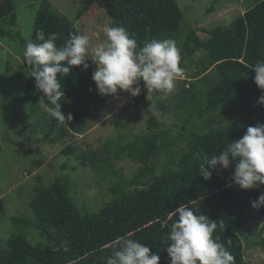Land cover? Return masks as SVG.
I'll return each mask as SVG.
<instances>
[{"label":"trees","instance_id":"16d2710c","mask_svg":"<svg viewBox=\"0 0 264 264\" xmlns=\"http://www.w3.org/2000/svg\"><path fill=\"white\" fill-rule=\"evenodd\" d=\"M251 1L254 4L245 13L227 25L209 30L210 37L203 40L194 29L187 33L181 31L184 11L178 0H89L78 11L76 19L57 13L50 0H41L31 39L22 38L23 52L27 43H39L36 34L41 30L46 38L49 33H56L57 46H63L69 33L81 34L77 20L91 5H96L106 10L113 25L123 26L139 46L152 39L171 38L180 43L185 35L180 67H187L184 60L188 59L195 61L198 69L188 73L190 82L195 81L176 105L175 114L187 116L178 135L149 113L146 131L133 140L121 143L120 135L108 139L110 155L117 159L129 157L140 163L134 177L120 175L121 181L134 186L133 189L110 185L114 193L120 190L118 194L99 211L90 212L84 202L77 203L72 193L74 187L70 188L62 177H56L49 186L36 185L30 202L35 220L12 216L15 232L0 244V264H107L113 253V241L127 233L159 255L160 264H169L166 237L178 218L172 212L180 205L191 207L196 214L218 223L216 234L234 257L233 264H251L245 259L244 238L252 237L257 246L264 248L262 231L254 236L250 224L252 210L264 219V207L255 209L251 203L264 194V185L240 189L231 180L234 165L228 169H212L209 180L198 175L199 164L205 157L219 154L228 143L238 140L234 134L240 120L219 127L214 125L213 112L223 113V105L233 102L240 105L244 115L264 121V104L257 102L262 93L254 83L255 72L249 68L264 59V0ZM8 2L9 6L0 3V20L13 25L17 22L16 6ZM197 51H205L198 60L194 57ZM87 58V70L82 65L75 66L70 73L57 76L64 91L61 111L65 115L71 113L73 120L62 124L46 113L49 127L46 136H54L49 137L52 142L70 133H82L90 116L89 108L96 100L106 99L100 94H83L89 88H96L92 79L95 64L89 54ZM23 61L27 72L26 100L35 113L41 108L38 102L44 94L36 89L24 56ZM212 67H216L217 75L208 74ZM78 98L83 100L82 107L75 109ZM142 110L147 111L144 107ZM196 118L203 125L188 127ZM216 121L221 123V119ZM182 143L185 144L181 146ZM63 153H75L81 159L76 168H87L86 159L97 162L95 172L101 180L118 175V170L109 167L112 163L104 156L92 152L83 154L73 144H68ZM36 162L41 164L42 160ZM0 210H4L1 200ZM31 224L46 238V244L29 242L26 230Z\"/></svg>","mask_w":264,"mask_h":264},{"label":"rangeland","instance_id":"374dc122","mask_svg":"<svg viewBox=\"0 0 264 264\" xmlns=\"http://www.w3.org/2000/svg\"><path fill=\"white\" fill-rule=\"evenodd\" d=\"M8 1H12L16 6L17 22L12 25L9 21L0 20V200L4 206V210H0V244L6 242L15 232L12 216L27 218L34 222L35 213L30 202L34 197L36 185L49 186L56 177H62L70 188L74 187L72 193L77 203L84 202L90 212L99 211L118 194L120 190L114 193L111 189L115 184L128 190L133 189L134 186L121 181L120 175L123 178L134 177L140 163L129 157L117 159L110 155L106 144L109 142L108 139L120 135L121 143L133 140L137 134L146 131L149 113L155 115L162 125L172 128V134L178 135V129H181L187 116H177L176 105L185 96L190 84L195 81L190 82L188 73L198 69L195 61L185 59L187 67H181L182 73L178 76L171 93L159 91L148 93L141 80L142 98L119 91L118 97L105 96L104 102L96 100L89 108L90 116L82 133H70L52 142L49 137L54 136L50 135L48 138L46 136L49 128L47 112L42 108L35 113L32 112L26 100L27 72L22 56V40L31 39L41 0H0V3L9 6ZM50 1L57 13L76 19L78 11L84 8L89 0ZM178 2L184 11L181 31L187 33L194 29L203 40L210 37L209 30L218 25L231 23L254 4L251 0H178ZM77 23L81 34L89 37V55L92 59L94 47L105 39V26L113 23L106 10L96 5H91ZM181 40L182 42L177 43L179 50L184 47L185 35H182ZM204 52L197 51L195 59L201 58ZM208 74L217 75L216 67L210 68ZM89 89L83 92L84 96L99 95L96 88ZM77 100L79 102L74 105L75 109L82 107L83 100L80 98ZM142 107L147 111L142 110ZM223 107V113H220V110L212 113L215 117L214 125L223 127L236 119L240 120L234 134L238 139L242 138L247 127L264 124L260 119L244 115L237 103L227 102ZM164 109L170 111L164 112ZM217 119H221L219 121L221 123H215L218 122ZM202 122L196 118L188 127H201ZM68 144L79 147L83 154L92 152L104 156L112 163L109 167L118 170V175L101 180L95 172L97 162L93 163L90 159L89 161L86 159L87 168L82 166L76 168L81 159L75 153H63ZM38 160H42V163H37ZM250 214L252 234L256 236L262 231L264 235L263 216L256 210L250 211ZM26 233L33 245L46 244V238L33 224L27 228ZM244 243L246 261L251 264H264V248L257 246L252 237H245Z\"/></svg>","mask_w":264,"mask_h":264},{"label":"clouds","instance_id":"9594fccd","mask_svg":"<svg viewBox=\"0 0 264 264\" xmlns=\"http://www.w3.org/2000/svg\"><path fill=\"white\" fill-rule=\"evenodd\" d=\"M104 36L105 39L94 47L91 59L96 66L92 79L101 96L118 97L119 91L139 96L141 80L148 93L174 90L182 73L180 50L174 39H152L139 46L123 26L112 24L105 26ZM58 38L56 33H49L46 38L42 30L38 31L39 43H27L23 56L30 76L35 78L36 89L44 94L38 104L50 118L69 124L73 115L61 111L64 91H61L57 76L70 73L75 66L88 69L90 40L87 35L69 33L66 43L58 47ZM249 68L255 72L254 83L262 93L257 102L264 104V59ZM233 165L231 180L240 189L264 185V124L247 127L242 138L228 143L219 154L205 157L199 164L198 175L209 180L212 169H228ZM251 203L255 209L264 207V194ZM172 215L178 218L171 224L166 237L169 264H233L234 257L216 234V221L196 214L186 205H180ZM131 236L132 233H127L113 241V253L107 264H160L159 255Z\"/></svg>","mask_w":264,"mask_h":264}]
</instances>
